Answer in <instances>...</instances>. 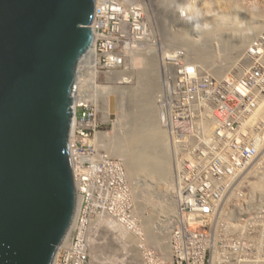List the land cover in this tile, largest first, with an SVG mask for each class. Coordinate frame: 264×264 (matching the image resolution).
<instances>
[{
  "label": "built area",
  "instance_id": "built-area-1",
  "mask_svg": "<svg viewBox=\"0 0 264 264\" xmlns=\"http://www.w3.org/2000/svg\"><path fill=\"white\" fill-rule=\"evenodd\" d=\"M173 1L176 6L173 5L171 21L179 19L181 25V22H187L191 25L187 27H193L199 33L202 21L193 22L198 15L193 13V17L190 13L187 15L186 10L183 13L178 10L186 0ZM190 1L193 7L194 0ZM146 3L147 0H98L95 29L101 32L98 48L102 67H124L140 52L150 53L154 57H159V49L163 52L165 48L158 37L160 30L147 21L150 16ZM262 18L264 22V8ZM261 29L247 44L244 54H239L230 62L228 70L217 75L204 71L202 80L183 79L185 77L182 75L188 69L193 67L194 70L199 64L192 62L185 45L179 49L174 46L177 47L174 49L171 42L167 44L169 57L166 58L168 54L162 56L161 65L165 66L161 71L163 75L166 74L170 84L168 91L159 93V97L169 105L161 109L164 116L161 118L166 119L171 162L180 167V171L176 168L173 174L176 212L174 219L169 220L171 226L167 231L165 247L161 248L157 243H147L142 232L138 233L133 228L139 226V222L135 224L137 219H130L135 208L124 198L116 210H123L134 225L126 224V220L112 222L118 233L121 232L118 239L112 236L107 248L108 253H115L112 263L264 264V199H260L257 193L260 184L255 181L256 171H260L257 163L258 160L264 162V151L255 148L250 156L247 150L242 152L241 157L251 169L245 166L240 169L232 166L221 168L220 164L215 163L216 160L230 159L239 146L247 149L249 144L256 145L260 140H254L258 136L257 131L264 130L263 113H254L262 105L255 106L264 103V26ZM151 31L155 33L153 41ZM183 66L186 68L183 69ZM175 80H179L180 85ZM194 83L204 86L196 91ZM207 86H211V90ZM204 88L207 90L201 96L200 90ZM191 102L200 106L206 104L208 110H205L203 117L188 115L185 106ZM216 103L217 107L212 106ZM79 122L76 129L79 137L85 140L95 133L97 124L94 110L86 107ZM207 124L211 126L209 130ZM85 145L81 142L77 146L79 152H88L86 160L78 162L77 167L84 203L82 213L74 235L61 248L55 264H97L91 243L98 237L91 234L106 223L104 213L105 217L115 214L113 207L109 206L112 196L122 194L121 191L128 187L123 161L109 156L112 174L104 185L107 193L113 194L109 195L111 199L104 205L103 198L94 194L96 176L91 166L96 149L89 145L86 148ZM195 163L211 165L197 172L193 169ZM180 195H189L190 198L185 196L183 199ZM258 202L263 204L256 210ZM252 206H255L254 209Z\"/></svg>",
  "mask_w": 264,
  "mask_h": 264
},
{
  "label": "water",
  "instance_id": "water-1",
  "mask_svg": "<svg viewBox=\"0 0 264 264\" xmlns=\"http://www.w3.org/2000/svg\"><path fill=\"white\" fill-rule=\"evenodd\" d=\"M95 4L0 0V264H52L74 219L72 106Z\"/></svg>",
  "mask_w": 264,
  "mask_h": 264
},
{
  "label": "bare ground",
  "instance_id": "bare-ground-1",
  "mask_svg": "<svg viewBox=\"0 0 264 264\" xmlns=\"http://www.w3.org/2000/svg\"><path fill=\"white\" fill-rule=\"evenodd\" d=\"M170 1L173 2V0H151L150 2H147V3H152L153 7H151V9L155 8V11H153V9H152V11L154 13L153 12H151V13L154 14V16H155L154 19L156 20L157 27L161 30L162 35L165 34V35L170 36L172 40L167 39L169 37H167L166 39L171 40V43H175V44L178 43L177 45L172 44L173 47L178 46V49H179L180 47L182 48L185 45L187 50H188V53L191 54V59L192 60L196 59L195 60L196 62H200V63L205 62L206 58L210 59L215 54L224 50L226 45H231L233 48H234V46H235V48H238L240 45L246 43L253 36H254L253 38H255V36L257 35V32L259 31V25L257 26V24H253V23H256L254 21H251V22L247 23V25H246V23L245 22L243 23L242 19H239L238 17L237 18H230V16H235V17L238 16L237 15L238 11L234 14L231 13L233 11V8L236 9L235 8L236 6L235 7L232 6L233 8L228 15H226L225 13L224 14L221 13L216 18L213 17L211 20H209V21L207 20L206 22H204L203 26L200 29L201 32L199 33L198 37L188 38L184 34H186L187 32L191 33V31H189V28L191 29L193 27H189L191 25L187 24V22H181L182 25L185 26V27H182L179 19H177L178 21L177 20L176 21L181 25V31L174 29L175 27L172 26V21H171V15H173V6H170ZM186 2H184L182 4L178 3V5L181 4L179 6L178 10L181 11L182 13L185 12V10H186V13L188 15L190 13L189 12V5H188L189 0H186ZM184 5H185V9H183ZM186 6H187V9H186ZM187 10H188V12H187ZM191 15L193 16V14H191ZM154 19H152V20L154 21ZM187 25H189V26L187 27ZM263 26H264V22H263L262 27ZM153 29H154V27H153ZM100 34H101L100 31L96 32V36L94 37V42H93L92 48L89 50V52L83 58L84 59L83 62L87 61V63L89 65H94L95 61H96L95 57L96 56L99 57V55L97 53L96 39L100 36ZM154 34L155 33L152 32L153 36H154ZM245 35H248V36L245 38L244 37ZM246 46H247V44L240 46L241 49L243 48V50L240 52V56H242L244 54L243 52H244ZM174 49H177V47L176 48L174 47ZM224 51H226V50H224ZM234 57H236V55ZM232 59H233V57L231 58V60ZM163 64H164V62H163ZM150 66L154 67V62L151 59H150V61H148V66L144 67L145 69H143L142 72H140L139 77H146V75H148L147 70L152 72V68ZM164 66H165V64L160 68L161 83H160V86H159V89L157 92V97H156L157 109H155V119H154L155 123L153 122L154 123L153 125H149L146 119H144V120L141 119L142 123L141 122L140 123L134 122L131 125V127L129 128V130L127 129L126 131H124L122 133H118V135H116V136L115 135L110 136V135H108V132L107 133L106 132H98L97 133V135L99 134L98 142L100 141L102 143L101 145H107L111 152H113V153L117 152V154L123 155L126 157V163H127L128 169L125 166V164L123 166L126 170L127 178L129 181H128V187L124 188L125 189L124 191H121V193L125 196L124 198L127 197L126 199L128 201L130 200V198L133 200L132 193H133L134 185H132L133 184L132 180H131L128 172H127L130 169V175L131 176H133L135 178L136 177L137 178L142 177V179H144V182L142 185L146 189H142L140 192H142V193L147 192V194L144 193V195H143V197H144L143 204H149L150 203V204H152V206H154L155 205L154 202H155V203H157L156 208L157 207L159 208L161 206L166 208L165 202L163 203V201H164L163 200V193H164L163 186L164 185L168 186L169 184L173 183L172 184L173 188L176 189V186L174 185L175 178H173V180H171L172 174L170 173L171 168H169L171 166V165L169 166V164H170L169 163V158H170L169 154L171 156V152L169 151L170 147H169L168 141H165L166 143L162 142V140H163L162 135H165L162 133H164V131H165V133L167 134L168 128L166 126V119L161 118V117H164L161 113V109L168 108L169 105H168V102H165L163 99L162 100L160 99L159 93H162L165 90H167L168 85L170 84L168 81V78L166 77V74L163 75V73H162V71H164V69H163ZM193 66H194V63H193ZM220 66L221 67H223V66L228 67V64L224 63L222 65L214 66L215 69H213V70L216 74H220V73L224 72L223 69L224 70L227 69V67H226V69L225 68L222 69ZM120 67H121V65L118 66V69L121 72H123V70H121ZM188 67H192V66L188 65ZM182 68L185 69L186 66H183ZM119 70L117 72H120ZM114 71H116V70H111L110 73H112ZM187 71H188L187 73L182 75L183 77H185L183 79L194 80L196 78L195 72L197 71V69L193 70V67H192L191 69H188ZM203 72H201L202 75H204ZM114 73H116V72H114ZM190 75H191V77H189ZM164 76H165L166 80L164 79ZM127 79H128V77H122V84H126L125 82L127 81ZM79 82H80V79L78 78V82H77L78 85H79ZM77 84H76V87L78 88ZM154 84L155 83L153 82V86H154ZM176 84L180 85L179 80L176 81ZM138 85L140 87H139L137 92L134 91L135 89H133V90L129 89V88H133V86L128 85V84H126V85L117 84L116 86L115 85L114 86H100L102 89V92H103V96H105V98H106L105 104H106L107 110L109 111V107H110L109 106V99L111 96L118 97V101H119V97H123V96H125V94H128L131 98L133 97L134 100L138 103L137 100H139V98H141V95L143 97L142 92L145 91V84H144V82L139 80ZM92 86H93V84H92ZM155 86H156V84H155ZM117 87H119L121 89H125L126 91L125 92L122 91V93H118V95H117L116 89H115ZM207 87L211 90V86H207ZM93 88H94V86H93ZM240 88H241V90H244V88H242V87H240ZM152 89H155V88L152 87ZM127 90L129 92H127ZM206 90H207L206 88L200 90L201 96L205 95L204 92ZM167 91H166V93H167ZM77 92L78 91H76V100L72 106L73 107V122H72V124L75 123V108L80 104L82 105V104H86V103L90 102L86 99L87 97H85V96L80 97L79 93H77ZM102 92H98V93H102ZM145 98H146V96H145ZM149 99H150L149 94H147V99L142 98L141 101L145 100L143 103V106L145 104V107L149 108V110L147 109L148 113L151 111L152 116H154V114H153L154 110L152 111V109H151V106L149 104ZM95 102L97 103L96 99H95ZM201 102H203V101H201ZM117 105L120 106V101L117 103ZM198 105L199 104H196L193 102L187 104L185 107H186V112L188 113V115L203 117V113L206 112L205 110H208L207 106L205 103H202L201 106L199 105V109H197ZM260 105H262V106H260ZM258 106H260V107H258ZM257 107H258V109L254 113L256 114L258 112L259 114H261V112H262L263 116H264V103L261 102V104L255 106V108H257ZM139 108H140V106H139ZM140 109H142V108H140ZM117 111H115V112L117 113ZM189 112H191V113H189ZM117 115H115V116H117L116 118H118V123L121 124L123 116L121 115V113H118ZM215 120H216V122L219 121L217 116L215 117ZM247 121H249V120H247ZM202 122L204 123V121H202ZM74 126H75V124H74ZM207 126H208V130H209L211 128V126L209 124H207ZM73 132H74V128H73L72 133ZM220 134H222V133H220ZM71 139H73V134H72ZM165 140H167V138ZM256 145L249 144V145H247V149L246 148L244 149L243 147L239 146L233 152V154H231L232 157L230 159H228V160L224 159L223 161L216 160L215 163L220 164L219 166L221 168H226L227 166H232V168L238 167V169H240L241 166H245L247 168H250V165L247 163V161H245L244 158L241 157V155H242V152L247 150L249 152V156H250V153L253 154L255 152L254 151L255 148L258 149L260 152H263L264 146L260 140H258V142H256ZM167 149L169 151V154L167 152ZM72 154H74L73 150H72ZM250 158L252 159V157H250ZM171 167L174 169V174L176 172V168H177L178 172L180 171V167L176 164H174ZM197 172H198V170H197ZM256 172H257L256 177L258 178V174H259L258 172L259 171H256ZM259 177H260V175H259ZM261 180H263V179H261ZM258 192H259V190H257V193ZM117 194L118 193H115L114 196H117ZM185 196H189V195H185ZM124 198H123V202H124ZM161 200H163V201H161ZM80 202H81V197H78L77 215L79 214ZM121 204H119V200L109 204L110 207H113L112 212H115V214L109 215L110 217L107 216V218L105 217V220H107V221H106V223H102L104 228H101L98 231V232L102 233V234H100V238H99V239H101L100 244L104 243L109 237L112 238V236H113L115 239H118V236L121 235V232L118 233V229L112 224L113 221H115V220H118V221L126 220L127 222L124 221L126 224L134 225V224H131V222H132L131 220L136 219L135 218V209L131 212V218H130L131 220H130L126 217V215H124L125 213L123 210H121L120 212H118L116 210V207H118ZM130 204L134 205V203H132V202ZM171 206H173L172 209L176 210L175 202L173 205L171 204ZM140 207H141V203H140ZM134 208H136V207H134ZM117 213H118V215H117ZM151 215L152 214H150V213L145 214L144 219H143V226L141 224L142 221L140 223L139 222L140 220L139 221L137 220V222L135 224H137L139 222V226L135 225L133 228H136V231L138 233L142 232V235L145 236L147 243H151V242L157 243L162 248V245H164V243H166V236H163L160 233H158L159 232L158 228L160 227L161 223L158 224L159 221H154ZM174 215H175V213H174ZM232 218L235 219V217H232ZM171 219H174V216H172ZM169 220L170 219H167V222H169ZM75 221H76V218H75ZM75 221L73 223L72 228L75 225ZM169 223L171 224V222H169ZM170 226H168V229L170 228ZM109 227L112 228L113 230L109 229ZM143 227H144V230H143ZM122 230H124V229L122 228ZM94 242H96V241H94ZM91 250L95 253L94 255H96V257H97V259H96L97 264H114V263H112V260L115 256V253H114V251L112 254L108 253L109 250L107 249V244H102L100 246H96L93 243V244H91Z\"/></svg>",
  "mask_w": 264,
  "mask_h": 264
},
{
  "label": "rangeland",
  "instance_id": "rangeland-1",
  "mask_svg": "<svg viewBox=\"0 0 264 264\" xmlns=\"http://www.w3.org/2000/svg\"><path fill=\"white\" fill-rule=\"evenodd\" d=\"M147 5L149 6V11H148L149 12L148 17H149L150 16V12L155 11V8H152L153 9V11H152V9H151V7H153L152 3H147ZM173 5L175 6L176 3L174 1L173 2L170 1V6H173ZM188 5H189L190 14L195 13V14L198 15L196 21H194L195 23H197L198 21H202L204 23L207 20L208 21L211 20L213 17L216 18L221 13H223V14L225 13L226 15H228L231 12L232 8H233L232 6H234V7L236 6L235 7L236 9L233 8V11L231 13L234 14V13H236L238 11L237 12L238 16H236V17L235 16H230V18H237L238 17L239 19H242L243 23L245 22L246 25H247V23H249L251 21H254L256 23H253V24H257V26L259 25V31L261 30L260 28H262V25H263L262 11H263V8H264V0H262V1L259 0L257 2L254 1V0H194L193 7L191 5V1L189 0ZM184 7H185V5H184ZM187 12H188V10H187ZM153 13H151V18L152 19L155 18ZM147 21H149L150 25H155V23H156L155 19H154V21L153 20L151 21L154 24H151L149 19ZM202 22H201V27L203 26ZM172 26L175 27L174 28L175 30H180L181 31V25L176 20L175 21L172 20ZM182 27H185V26L182 25ZM189 31H191V33L187 32L186 34H184L188 38L198 37L199 33L201 32L200 31L199 33H197V31L193 30V28H191V29L189 28ZM259 31L257 32V34L259 33ZM194 33H197L198 35H196ZM154 36L151 37L152 41L155 38ZM162 36L164 37L165 41L171 42L172 39H171L170 36L165 35V34L162 35ZM247 36L248 35H245L244 37L246 38ZM167 37H169V38H167ZM166 38L167 39H171V40H167ZM251 39H249L244 44H248L251 41ZM172 44L177 45L178 43L177 44L172 43ZM244 44H242L240 46H243ZM240 46L238 48H235V46H234V48H233L231 45H226V47L224 49L226 51L222 50L221 52H219V53L215 54L214 56H212L210 59L206 58V61L202 62V63L196 62L195 61L196 59L192 60V62L200 64V65H198L199 67H195V70L197 69V71L195 72V77L197 79H201L202 80L203 79V75L201 74V72H203V71H208L211 74L214 73L215 75H217L214 72V70H213V69H215L214 66L222 65L224 63H226V64H228V66H230V62H233L239 56L240 52L243 50V48L241 49ZM149 54H144L143 52L137 53V56L132 59V61H133V62L131 61L132 63L130 62V64L126 65V67L124 66V68H123V65H121L120 69L123 70V72L120 71V72H116V74L114 73V75L116 77H113L111 74H107V73H104L102 71H99L97 73L95 82H96V84H98L100 86H114V85L116 86L117 84H120V85L128 84V85H132L133 86V88H129V89H132V90L135 89L134 91L137 92L139 87H140L138 85V81L140 80V81L144 82V84H145V91L142 92L143 93V97L141 95V98H139V100H137L138 103L134 100L133 97L131 98L128 94H125V96L119 97V101H120V106H119V105H117V103L119 102L118 101V97L115 96L116 97V109L118 108L117 109L118 111L116 110L117 113L114 112L113 115H111L110 110L108 111L107 108H106V104H105L106 103L105 102L106 98H105V96H103V92L102 91H101L102 93H98L97 92L99 94L97 96L98 103H99V107H98L99 111H98V115H97V120L100 123L101 132L102 131L106 132V133L108 132V135H110V136H114L115 135L116 136V135H118V133H122V132L126 131L127 129L129 130V128L131 127V125L134 122H139V123L141 122L142 123L141 119L142 120L146 119L149 125H153L155 123V120H154L155 119V109H157L156 97H157V92H158V89H159V86H160V83H161L159 62L161 64V59L160 58L162 56L166 57V55L168 54L167 57H166V58H168L169 57V53H167V51H164L163 53L159 52V57L161 56L159 58V60H158V58H156L154 56H152L150 58ZM235 55H236V57H234ZM231 56L233 57L232 60H231V58H232ZM150 59L154 62V67L155 68L150 66L152 68V72L147 70L148 75H146V77H139L140 72H142V70L145 69L144 67L148 66V61H150ZM226 67L223 66L221 68L222 69L223 68L226 69ZM88 71L87 72H85V71L83 72V77H84L83 78V83L84 84H83V90L82 91L85 94H90V93H92L94 91V88L92 86L93 80L91 79V76L89 74L90 71L89 72ZM223 71H224V69H223ZM78 75H79V79H80L81 76H82V73H80ZM105 76H107V77H105ZM122 77H128L127 81L125 82L126 84H122ZM153 82L156 84L157 87L155 86V84L153 86ZM194 86H195V90L197 91V90L201 89L202 86H204V85L202 84V86H200L199 83H194ZM152 87H154L155 89H152ZM115 89H116L117 95H118V93H122V91L123 92L126 91L125 89H121L119 87H117ZM183 89L185 90L186 86H184ZM127 92H129V91L127 90ZM147 94H149V98H150L149 99V104L151 106L152 111L154 110V112H153L154 116H152L151 111L148 113L149 108L145 107V104L143 106V103H144L145 100L141 101L142 98L143 99H147ZM145 96H146V98H145ZM86 99L88 101L92 100L91 102L96 103L95 99H90V97H87ZM217 104L218 103L212 104V106L217 107ZM139 106L142 109H140ZM80 112H81V109L79 108L78 109V114ZM118 113H121V115L123 116L121 124L118 123V118H116L118 116L117 115ZM115 115H117V116H115ZM258 132L259 131H257V133ZM162 134H165V135H162V139H163L162 142L166 143L165 141H167V140H165V139L168 138L167 134L165 133V131ZM258 138L260 139V141L262 142V144L264 146V130H261L258 133V136H256L254 140H256ZM99 144L101 146V149L97 151V153H96L97 155L96 156L95 155L93 156V159H92L93 160V164L91 166V170H93V172H94V174L96 176V178L94 179V181H95V183H94V194L96 196L98 195L99 197H102L103 198L102 203L105 205L106 202H109L110 199H111L109 195H112V194H108L107 193L105 185H104V182L108 181L109 177H111V174H112V165H111L108 153L110 152L111 154H113L115 156L122 157L124 159L123 163L125 164L126 167H127V163H126V157L125 156L119 155V154H117V152L116 153L111 152L109 147L107 145H101L102 143L100 141H99ZM263 151H264V149H263ZM167 152L169 154L168 149H167ZM260 156H261V153H260ZM169 157H170L169 158V163H170L169 166L170 165L173 166L174 164L171 162L170 154H169ZM207 165H208V163L207 164H205V163H200V164L195 163L194 166L196 168L193 167V169L194 170H198V172H200V170L205 169L207 167ZM210 165L211 164H209L208 166H210ZM171 166L169 168H171L170 169V173L172 174L171 175V180H173L174 169ZM262 168H263V170H261ZM127 169H128V167H127ZM257 169L261 171V172L259 171L258 178L256 179V181H257L256 183L260 184L258 186L257 190H259L258 193L260 194V199L261 198L264 199V162H262V160L261 161L258 160ZM127 172H128V174H129V176H130V178L132 180V183H133L132 185H134V187L132 186L133 187V193H132L133 200L130 198L129 203H131V202L134 203V205H135L134 207H136L135 208V218L138 221L140 220L139 221L140 223L142 221L141 224L143 226L144 215L148 214V213L152 214L151 216H152L153 220L154 221H159L158 224L161 223L160 227L158 228V231H159L158 233H160L163 236H167L168 226L171 225L169 222H167V219H171L172 216H174V213L176 212L175 209H172L173 206H171V204L173 205L174 202H175L174 201L175 197L173 195V189H174L173 185H172L173 183L169 184L168 186H166V185L163 186V191H164L163 200L164 201L163 200H161V201H163V203L165 202L166 208L163 207V206H161L159 208L158 207L156 208L157 203H155V202H154L155 205L153 204L154 206H152V204H150V203L149 204H143V202H144L143 195H144V193L147 194V192H144V193L140 192L142 189H146L142 185L143 182H144V179H142V177L141 178L140 177L139 178H137V177L135 178V177L131 176L130 175V169ZM259 175H260V177H259ZM260 178L263 179V180H261ZM112 197H113L112 198V203L116 202L117 200H119V204H121L123 202V198L125 196L123 194H117V196H112ZM187 197L190 198L189 196H187ZM180 198L184 199L186 197H185V195H180ZM140 203H141V207H140ZM109 204H111V203H109ZM262 204H263L262 202H258L257 203V208H255V209L258 210L262 206ZM175 205H176V203H175ZM254 207H253V209H254ZM175 208H176V206H175ZM90 214L92 216L94 215V213L92 211L90 212ZM104 218H105V213H104ZM106 218H107V216H106ZM143 230H144V227H143ZM228 230H230V228ZM247 232L248 231H246V233ZM249 239H251V238L249 237ZM164 247H165V243H164V245H162V248H164Z\"/></svg>",
  "mask_w": 264,
  "mask_h": 264
},
{
  "label": "clouds",
  "instance_id": "clouds-1",
  "mask_svg": "<svg viewBox=\"0 0 264 264\" xmlns=\"http://www.w3.org/2000/svg\"><path fill=\"white\" fill-rule=\"evenodd\" d=\"M149 1H151V0H147V2H149ZM97 4H98V0H96V4H95V14H94V19H93V22H92V24H91V27H92V30H93V42H94V37L96 36V29H95V23H96V12H97ZM146 5H147V3H146ZM147 7H148V11H149V6L147 5ZM150 18H151V12H150ZM150 21H152V18L150 19ZM152 23V22H151ZM154 24V23H153ZM154 26V25H153ZM154 27H156V28H158L157 27V24L155 23V26ZM159 29V28H158ZM160 30V29H159ZM160 32H161V30H160ZM158 37L161 39V41H162V44H163V46H164V50H163V52L164 51H167L168 49V47H167V44H170V42L169 41H165L164 40V37L162 36V34H159L158 35ZM98 39H99V37L96 39V47H97V53L100 55L99 57H95L96 58V61H95V64L94 65H89L88 63H87V61H84L83 62V60H82V62L83 63H81L80 64V66H79V68H78V71H77V79H76V82H75V87H74V102H75V100H76V91H78L77 93H79V95H80V97L81 96H85V97H90V99H96L97 100V103H94V102H89V103H86V104H80V105H78L76 108H75V126H74V124H71V129H70V138H69V145H70V158H71V162H72V168H73V175H74V182H75V187H76V193H77V206H76V212H75V216H74V219H73V221H72V224H71V226H70V228H69V230H68V232H67V234H66V236H65V238H64V240L62 241V243L60 244V246H59V248H58V250H57V253H56V255H55V257H54V260H53V263L52 264H55V261H56V259H57V256H58V254H59V252H60V250H61V248L64 246V244L74 235V233H75V229H76V226H77V223H78V219L80 218V215H81V213H82V208H83V196H82V193H81V188H80V178H79V174H78V165H79V163L78 162H83L84 160H86V158L88 157V152L87 151H85L84 153H81V152H79V150L77 149V146H79V144L82 142V143H86V145H85V147L87 148V146L89 145L90 147H92V146H94L95 147V149H96V151H95V156L97 155L96 153H97V151L98 150H100L101 149V146H100V144H99V142H98V136H99V134L97 135V133L98 132H101V130H100V123L98 122V120H97V115H98V107H99V103H98V99H97V96H98V93L97 92H101L102 91V89H101V87H100V85H98V84H96V75H97V73L99 72V71H102V72H104V73H107V74H111L113 77H116L115 75H114V72H117L119 69L118 68H113V69H108V68H105V67H102L101 66V53H100V50H99V48H98ZM93 42H92V45H93ZM92 45H91V48H92ZM90 48V49H91ZM160 51V53H163V52H161V49H159ZM89 52V51H88ZM87 52V53H88ZM158 52V53H159ZM168 52V51H167ZM86 53V54H87ZM85 54V55H86ZM145 54V53H144ZM137 55H135V57H136ZM134 57V58H135ZM152 56H150V58H151ZM156 58H158V60H159V58L161 57H157V56H155ZM98 58V59H97ZM161 60H162V57L160 58ZM131 62V61H130ZM130 62L128 63V64H130ZM159 62V61H158ZM127 64V65H128ZM82 65V66H81ZM126 67V66H125ZM162 67V65L160 64V62H159V68H161ZM124 68V67H123ZM90 71V73L89 74H91L90 76H91V79L93 80V86H94V91L92 92V93H90V94H85L82 90H83V72L85 71V72H87V71ZM111 70H116V71H114V72H112V73H110V71ZM120 71V70H119ZM80 73H82V76H81V78H80V82H79V85L77 84V82H78V78H79V75L78 74H80ZM116 74V73H115ZM105 77H107V76H105ZM76 84L78 85V88L76 87ZM112 97V96H111ZM110 97V98H111ZM114 97V96H113ZM115 98V97H114ZM115 100H116V98H115ZM109 103H110V100H109ZM110 105V104H109ZM88 108L89 110H94L95 111V115H96V124H97V126H96V130H95V133L93 134V135H91L90 137H88L87 139H83L82 137H79L78 136V134L76 133V129H77V127H78V125L80 124V119H81V116H82V112L83 111H85V108ZM81 109V112L78 114V109ZM109 110H110V107H109ZM116 111V110H115ZM110 113H111V111H110ZM111 115H112V113H111ZM72 122H73V119H72ZM73 128H74V132L72 133V131H73ZM103 132V131H102ZM72 134H73V139H71V137H72ZM72 150H73V152H74V154H72ZM89 151V150H88ZM109 154V156H112V157H116V158H119V159H121L122 161H124V159L122 158V157H120V156H115V155H113V154H111L110 152L108 153ZM93 155V156H94ZM93 156H92V159H93ZM78 197H81V202H80V209H79V214L77 215V208H78ZM77 215V216H76ZM93 217V216H92ZM75 218H76V221H75ZM74 221H75V225H74V227L72 228V226H73V223H74ZM101 228H104V226H102V227H100V228H97V229H95L94 230V232L91 234V235H93V236H95V234L97 235V237H98V239H95L94 238V241H96V242H92L91 244H95L96 246H100V244H99V241L101 240V239H99L100 238V234H102V233H100V232H98ZM111 239L112 238H108L103 244H107V248H108V245L110 244V242H111Z\"/></svg>",
  "mask_w": 264,
  "mask_h": 264
}]
</instances>
